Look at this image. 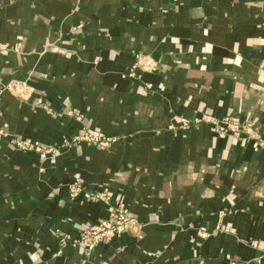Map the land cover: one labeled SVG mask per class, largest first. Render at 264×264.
<instances>
[{"label": "crops", "instance_id": "crops-1", "mask_svg": "<svg viewBox=\"0 0 264 264\" xmlns=\"http://www.w3.org/2000/svg\"><path fill=\"white\" fill-rule=\"evenodd\" d=\"M0 47V86L35 89L0 95V264H264V148L180 127L264 141V0H0ZM138 53L157 70L128 77ZM102 190L141 231L62 246L107 219Z\"/></svg>", "mask_w": 264, "mask_h": 264}, {"label": "built area", "instance_id": "built-area-1", "mask_svg": "<svg viewBox=\"0 0 264 264\" xmlns=\"http://www.w3.org/2000/svg\"><path fill=\"white\" fill-rule=\"evenodd\" d=\"M6 47H0V52H6ZM136 66L130 69L131 72L135 68H139L142 71L154 72L157 69L156 62L148 56L143 54H136ZM131 76V75H130ZM10 91L15 97L29 101L34 89L27 82H12L5 86H0V94L4 91ZM1 117V114H0ZM206 119V118H205ZM185 122V120H183ZM216 125L218 127V132L221 136L224 133L231 132L237 137H247L250 138L256 145L264 148V141L259 137V132L257 127L252 123L248 122L245 124H239L234 122L233 119L225 118L223 120H217ZM88 142V143H98L101 144L104 141H108L100 137L97 133L86 132L80 136L76 141ZM103 141V142H102ZM19 148L30 149L36 151L41 157H45L52 152L57 154V150L50 148L42 152L38 148H33L28 146L26 143H18ZM80 187L78 182H75L74 187L71 190V196H78ZM93 201L103 202L108 210V217L105 220L98 221L91 224L86 229H84L77 238L70 240L67 238H62V246L66 244L78 245L85 249L87 253L92 252L99 244L108 243L112 239L120 237L124 233H138L141 229V224L139 221L130 216L126 205L122 202L113 200L111 195L107 190H102L101 192L89 196Z\"/></svg>", "mask_w": 264, "mask_h": 264}, {"label": "rangeland", "instance_id": "rangeland-1", "mask_svg": "<svg viewBox=\"0 0 264 264\" xmlns=\"http://www.w3.org/2000/svg\"><path fill=\"white\" fill-rule=\"evenodd\" d=\"M146 56V55H145ZM149 57V56H148ZM153 59V58H152ZM154 60V59H153ZM155 61V60H154ZM156 62V61H155ZM156 65H157V62H156ZM136 66V58H135V62H134V64L131 66V68L130 69H132L133 67H135ZM130 69H128V71H127V74H126V76H128V77H139L142 73H149V72H146V71H142V70H140L139 68H135L134 70H133V72H131L130 71ZM157 70V69H156ZM155 70V71H156ZM154 71V72H155ZM151 73H153V72H151ZM150 74V73H149ZM131 75V76H130ZM18 82H27L28 83V81L27 80H24V81H18ZM29 84V83H28ZM30 85V84H29ZM31 86V85H30ZM32 87V86H31ZM8 91V90H7ZM10 92V91H9ZM11 93V92H10ZM12 94V93H11ZM35 94V89H34V92H33V94H32V96H31V98L29 99V100H31L32 99V97H33V95ZM1 95V94H0ZM13 95V94H12ZM14 96V95H13ZM15 97V96H14ZM15 98H17V97H15ZM19 101H21V102H27L26 100H24V99H21V98H17ZM206 118V119H205ZM225 118H229V119H233V121L234 122H238L239 124H245V123H248V122H251L250 120H244V121H242V120H237V119H235V118H231V117H228V116H226V117H222V118H217V117H215V116H211V115H208V114H205V113H202V114H199V115H197L196 117H194V118H192V119H187V118H181V120H180V127L182 128V129H186V128H189V127H191V126H198V125H200V124H205V125H207V126H209L210 127V130L217 136V137H219V138H226V137H233V138H236V139H240V140H242V139H248V140H250V141H252L250 138H247V137H237L234 133H231V132H226V133H224V136H221L220 134H219V132H218V127H217V125H216V121L218 120H223V119H225ZM183 120H185V122H183ZM260 137V136H259ZM261 138V137H260ZM82 140H80V141H76V142H81ZM84 142V141H83ZM103 142V141H102ZM104 142H109V141H104ZM110 142H112V141H110ZM87 143V142H86ZM97 144H101L100 142H98ZM103 144V143H102ZM258 146V145H257ZM54 155H56L55 153H51V156H54ZM118 201V200H117ZM98 202H100V201H98ZM118 202H122V201H118ZM103 203V202H102ZM122 203H124V202H122ZM104 204V203H103ZM125 204V203H124ZM126 205V204H125ZM126 207H127V205H126ZM127 209H128V207H127ZM128 212H129V209H128ZM129 214H130V212H129ZM130 216H132L131 214H130ZM132 217H134V216H132ZM134 218H136V217H134ZM137 219V218H136ZM138 220V219H137ZM99 221H101V220H99ZM139 221V220H138ZM140 223V222H139ZM141 224V223H140ZM141 229H142V224H141ZM141 229H140V231H141ZM139 231V232H140ZM138 232V233H139ZM224 232H226V230H224ZM138 233H124V234H133V235H137ZM123 235V234H122ZM118 238V237H117ZM102 244H104V243H102ZM66 245H69V244H66ZM100 245V244H99ZM87 253V252H86ZM90 253V252H89Z\"/></svg>", "mask_w": 264, "mask_h": 264}]
</instances>
